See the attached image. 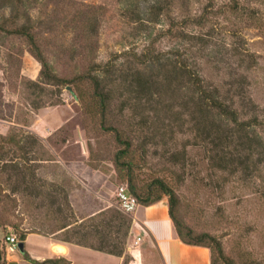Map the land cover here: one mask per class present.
Returning <instances> with one entry per match:
<instances>
[{
    "label": "rangeland",
    "instance_id": "rangeland-1",
    "mask_svg": "<svg viewBox=\"0 0 264 264\" xmlns=\"http://www.w3.org/2000/svg\"><path fill=\"white\" fill-rule=\"evenodd\" d=\"M179 2L0 0L2 239L39 233L76 242L77 232L123 213L117 189L128 185L115 165L122 146L102 128L93 75L114 91L110 123L133 143L127 161L140 189L163 181L196 235L219 240L235 264H264L262 150L252 144L251 156L246 147L212 143L238 129L246 145L260 138L264 146V0H193L187 13ZM27 33L57 80L42 76ZM138 71L157 81L151 95L126 90ZM213 100L221 110L208 108ZM123 215L126 232L133 214ZM129 234L119 240L124 264L139 239ZM150 262L163 264L158 253Z\"/></svg>",
    "mask_w": 264,
    "mask_h": 264
},
{
    "label": "trees",
    "instance_id": "trees-1",
    "mask_svg": "<svg viewBox=\"0 0 264 264\" xmlns=\"http://www.w3.org/2000/svg\"><path fill=\"white\" fill-rule=\"evenodd\" d=\"M198 1V0H194ZM193 0H180L178 8L182 12H190V7ZM169 5L170 3L167 2ZM235 14H239L242 12V14H247V11L244 9H240L238 7H235L232 9ZM190 17V16H189ZM22 32V31H21ZM27 38L29 40V45L32 48V53L35 56V58L41 63L42 65V76L45 77L47 80H57V78L52 74L51 67L42 55L37 42L35 41V38L31 36L29 33H27ZM89 80L91 86H92V95H93V101L96 107L100 110L101 114V125L102 128L105 131L113 132L116 135V138L118 140V143L122 146V149L117 153L116 159H115V165L117 170L121 174H123L122 179L127 182V189L130 195L134 196L138 202L139 206L141 207H150L153 206L163 200L164 197L168 198L169 200V214L171 221L173 223L174 229L176 231V234L178 238L186 245L194 246V247H204L210 250L211 252V264H218L220 261H223L224 264H235L232 260L227 259V257L224 254V250L222 247V244L219 240L216 238L208 235H196L192 229H190L183 220H181L177 214H176V208H177V200H176V194L173 191L172 188H170L168 185H166L163 181L157 180L153 184H151L147 191H142L140 187L137 184L136 177L134 175V166L132 165V161H127L132 158V155H134L133 150V143L130 141V138L126 137L123 130H120L118 128H115L111 126L110 123V111L112 107V102L114 100V91L111 85L104 84V82L98 78L97 76L90 75L87 77ZM128 83V87H126V90L129 89V92L135 93L136 91L138 94H141V92H147L151 95L152 90L156 87L157 81L154 80L151 76L144 75L143 73H140L139 71L135 75H131L130 80L126 81ZM127 86V85H126ZM140 88L141 91L138 90ZM136 94V93H135ZM78 97L81 99H85L84 95L82 93H78ZM214 102V100L212 101ZM204 103V101H202ZM223 104V103H222ZM224 105V104H223ZM124 106V105H123ZM221 103H212V105H208V108L211 110H221L220 109ZM225 107V105H224ZM200 113L204 112V108L201 106ZM222 114V111L220 113ZM235 117V115H233ZM235 123H238L235 119ZM216 125H212V129H214ZM217 128V127H215ZM238 130V129H237ZM230 131L228 135H221L219 138H215L212 143L221 145L230 144L234 145L236 144L238 147H246L244 151H249L250 155L252 156L253 148L252 144H256L261 150L262 155L260 157V161L264 162V146L261 144V139L257 138V140L253 141L251 144L246 145L247 141H243L242 137L240 136V131ZM238 134V136H237ZM217 141V142H216ZM258 141V142H257ZM250 143V142H249ZM215 145V146H216ZM219 167L223 170H229L231 168L230 161H226L225 159L221 160V163ZM66 202L68 201V197L65 198ZM0 201H1V194H0ZM56 201H53L55 203ZM70 208V207H69ZM59 212H63V210L60 208ZM104 213H101L100 216H102ZM73 216V215H72ZM125 216L121 212H116V215H113L112 219L108 222L105 221L104 224H93L90 227L84 228V232L79 231L76 234L79 236L76 242L71 241L69 238L63 242L65 243H74L83 247H87L90 249H93L95 251L105 253L108 255L116 256V257H123L125 255L126 251V243L123 241H119L121 236L123 235V238H128L130 229L132 226V221L129 223V227L124 232L123 228L126 225ZM93 220V219H92ZM121 221L120 226H115L114 222ZM84 226V225H83ZM82 226V227H83ZM71 227L70 225H65L63 227V230H66L67 228ZM90 228H92V231H88ZM108 229V233L106 230ZM116 229V230H115ZM116 231V232H115ZM123 232V234H122ZM116 233L117 239L113 242L109 241V238L113 236V234ZM95 237L97 238V241L91 242L90 238ZM20 242L24 244L26 240V234L21 235ZM119 241V242H117ZM24 254H26L24 252ZM27 260L30 261L33 264H70L67 260L64 258L55 259V260H47L43 263H38L33 260H31L27 256ZM0 264H6V262L3 259L2 254V244L0 239Z\"/></svg>",
    "mask_w": 264,
    "mask_h": 264
},
{
    "label": "crops",
    "instance_id": "crops-1",
    "mask_svg": "<svg viewBox=\"0 0 264 264\" xmlns=\"http://www.w3.org/2000/svg\"><path fill=\"white\" fill-rule=\"evenodd\" d=\"M92 172L95 175L101 174L95 170ZM106 180L108 181L107 178ZM99 194L103 192L97 193L98 201L100 197L103 198ZM71 203L74 208H78L73 201ZM80 217L78 216V219ZM133 235L136 240L140 238L141 241L137 246L133 243L132 247H129L128 254L132 258L130 264H150L156 253L161 256L163 264H211L209 249L186 245L178 238L166 201L147 208L138 207L133 214L131 237ZM0 239L3 240L1 230ZM24 245L26 254L20 250L6 254V264H33L27 260V256L38 263L64 258L70 264H124L126 258V254L116 257L74 243L60 242L53 239V236L39 233H27Z\"/></svg>",
    "mask_w": 264,
    "mask_h": 264
},
{
    "label": "built area",
    "instance_id": "built-area-1",
    "mask_svg": "<svg viewBox=\"0 0 264 264\" xmlns=\"http://www.w3.org/2000/svg\"><path fill=\"white\" fill-rule=\"evenodd\" d=\"M117 199H118V206L119 209L127 215L134 214L138 207L139 202L138 200L129 194L127 187L121 186L117 189ZM141 239L139 238L135 245L137 246ZM20 240L16 235H7L2 240V249L6 252V254L14 253L16 251H19V244Z\"/></svg>",
    "mask_w": 264,
    "mask_h": 264
},
{
    "label": "water",
    "instance_id": "water-1",
    "mask_svg": "<svg viewBox=\"0 0 264 264\" xmlns=\"http://www.w3.org/2000/svg\"><path fill=\"white\" fill-rule=\"evenodd\" d=\"M19 250L23 253L25 251V245L23 243L19 244Z\"/></svg>",
    "mask_w": 264,
    "mask_h": 264
},
{
    "label": "bare ground",
    "instance_id": "bare-ground-1",
    "mask_svg": "<svg viewBox=\"0 0 264 264\" xmlns=\"http://www.w3.org/2000/svg\"><path fill=\"white\" fill-rule=\"evenodd\" d=\"M60 250V249H59Z\"/></svg>",
    "mask_w": 264,
    "mask_h": 264
}]
</instances>
